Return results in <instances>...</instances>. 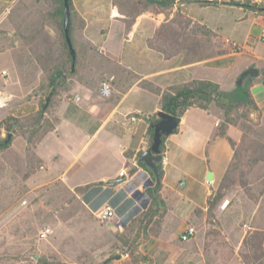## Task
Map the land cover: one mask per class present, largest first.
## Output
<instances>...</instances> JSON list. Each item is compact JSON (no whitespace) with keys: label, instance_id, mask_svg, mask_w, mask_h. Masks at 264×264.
Segmentation results:
<instances>
[{"label":"crops","instance_id":"1","mask_svg":"<svg viewBox=\"0 0 264 264\" xmlns=\"http://www.w3.org/2000/svg\"><path fill=\"white\" fill-rule=\"evenodd\" d=\"M161 1L166 0H71L74 68L54 105V128L33 148L41 186L58 182L73 190L122 176L125 181L111 187L130 197L128 190L139 189L148 177L135 161L151 143L148 127L161 110L164 91L207 80L226 92L240 73L264 66V49L256 48L264 12L251 7L264 6V0ZM27 5L0 0V123L38 111L34 101L27 111L16 107L13 83L1 75H10L9 64H41L36 79H46L45 19L38 7ZM218 62L223 64L214 65ZM102 82L111 85L109 97L100 92ZM250 92L264 113L263 86L253 82ZM222 117L214 105L188 108L175 133L164 139L158 197L165 210L152 217L137 246L150 264H204L199 257L207 204L233 158L229 142L217 132ZM105 223L126 229L116 215ZM186 225L196 235L182 242Z\"/></svg>","mask_w":264,"mask_h":264},{"label":"rangeland","instance_id":"2","mask_svg":"<svg viewBox=\"0 0 264 264\" xmlns=\"http://www.w3.org/2000/svg\"><path fill=\"white\" fill-rule=\"evenodd\" d=\"M22 3L38 7L47 27L45 80L36 79L41 64L7 66L17 94L16 107L27 111L33 101L39 105L40 100L47 99L49 79L62 64H66L67 71L62 74L65 82L57 88V96L67 88L72 63L68 69L62 39L50 15L53 1L22 0ZM256 46L258 51L264 49L260 41ZM235 68H239L237 63ZM251 80L256 79L245 80L249 87L253 83ZM57 96L53 97L44 115L41 131L36 133L32 120L35 114L20 115L18 120L24 127L11 129L8 147L0 150V264H102L116 256L120 259L106 264H150L148 259L143 261L130 251L139 242L143 224L139 230L137 222L122 231L121 226L119 229L106 228V221L90 214L73 190L58 182L40 185L41 169L40 164L34 162L33 148L42 132L56 120L53 111ZM218 112L222 113L219 109ZM232 117L234 124L227 127L226 135L234 145L230 170L233 184L222 191L213 209L206 212V230L199 258L204 264H264V147L262 150L249 147L252 141L259 140L261 130L264 131V113L262 110L249 113L240 108ZM7 134L1 131L0 139H6ZM261 143L264 144V140ZM225 200L229 202L222 208ZM43 226H49L52 234L40 241L37 233ZM119 236L127 240V247L122 248L117 240Z\"/></svg>","mask_w":264,"mask_h":264},{"label":"trees","instance_id":"3","mask_svg":"<svg viewBox=\"0 0 264 264\" xmlns=\"http://www.w3.org/2000/svg\"><path fill=\"white\" fill-rule=\"evenodd\" d=\"M52 1L53 11L50 13V15L54 20V23L56 24V27L62 39L61 45L65 50L64 52L67 58L66 62L69 66L68 69H70L72 59L63 32V0ZM168 2L169 0L161 1V3L164 5ZM232 3L239 4V2H235L233 0ZM68 6L70 11L72 7L71 0H68ZM251 7L255 11L261 12L260 8L264 6L253 4ZM69 37L72 42L70 28ZM221 64L223 63L218 62L214 65L219 66ZM65 65L66 64H62L61 68L55 69L53 75H51L49 79L48 87L50 93L49 96H47L49 100L46 102V97L43 100H40L38 111L32 119L34 122V127L36 128V133L42 130L44 115L48 113L53 97L57 96L58 94L57 91L59 87L65 82V79H62V74L67 71ZM254 81L259 82L264 88V66L259 68V78L256 80H251V82ZM210 105H214L222 112L223 118L218 126L217 132L220 136H223L227 139L232 149L234 147L233 141L226 135V130L228 126L234 124V118L232 117L233 112L239 110L240 108L247 109L249 113L260 112L259 107L257 106L251 95L248 83H245L243 86L235 85L232 90L225 92L222 91L219 85L214 82L207 80H193L181 86L171 88L169 91H164L161 94L160 100L161 111L175 117H181L188 108L207 110L208 106ZM157 121L158 120L155 118V116H153L149 123L148 134L150 136V140L152 139L153 135V125L157 123ZM56 122L57 120H55L54 124H52L49 129L44 130L41 136L52 130ZM23 127L24 125L21 124L18 118H12L9 116L0 123V132L1 129H4L6 133H9L11 129H21ZM248 130H250V128H248ZM259 134V140L252 141V143H250L249 145V147L254 148V150H262L264 147V144L261 143V140H264V131L261 130ZM4 140L5 139H0V150L8 147L9 145V143L5 144ZM29 142L30 137L27 138V144H29ZM163 142L164 139H162V144L160 146L161 150L163 148ZM233 159L234 156L230 165L228 166V169L226 170V173L224 174L221 183L215 191L214 196L208 201V211H211L216 202L220 199L222 191L229 189L233 184V180L231 179L232 177L230 175ZM138 166L147 171V168L143 164H139ZM159 170L161 176V166L159 167ZM131 172H133V170H131ZM73 192L77 197L81 199L82 203L86 205L90 211H96L105 204L110 205L112 208H114L116 216L124 223V225H126V229L133 222L138 223V230L143 224L142 233L145 232L152 217L155 214H158V212H160L161 210H165L163 201L153 197L152 188L150 187L146 188L145 192L146 195L151 198L150 203L146 210L142 211L141 213H139V209L135 205L134 200L128 197V195L123 190L116 191L111 186H107L102 182L76 187L75 189H73ZM117 240L122 248L127 247V240L123 236H119ZM140 240L141 239H139V242ZM139 242H137L136 246L133 247L130 251L139 259L146 261V259L148 258L138 253L137 246ZM125 252H128L127 249Z\"/></svg>","mask_w":264,"mask_h":264},{"label":"water","instance_id":"4","mask_svg":"<svg viewBox=\"0 0 264 264\" xmlns=\"http://www.w3.org/2000/svg\"><path fill=\"white\" fill-rule=\"evenodd\" d=\"M260 11L264 12V7L260 8ZM70 11L68 6V0H63V32L65 41L67 43L69 53L72 59V67L71 71L74 68V51L71 45V40L69 37V28H70ZM245 77L249 79H257L259 77V71L256 68H250L242 72L236 82L237 86H243L245 84ZM49 98L46 99V102ZM156 119L157 123L153 125V135L151 139L150 145H146L143 147L142 151L137 155L135 165L143 164L147 168L148 177L139 187V189L130 188L128 191L130 192V198H132L135 202H137V208L139 210L146 209L149 204L151 198L146 195L144 189L152 188L153 197L159 199L158 190L160 187V164L162 162L163 156L160 149L162 144V139L168 138L170 135L175 133L177 130L180 117H175L169 115L167 113L157 111ZM12 134L8 133L4 143H9L11 140ZM125 181L124 177H118L117 179L105 181V185L113 186L118 185ZM121 224L124 226V223L121 221ZM120 256L113 257L104 261L102 264H106L108 261L118 260Z\"/></svg>","mask_w":264,"mask_h":264},{"label":"built area","instance_id":"5","mask_svg":"<svg viewBox=\"0 0 264 264\" xmlns=\"http://www.w3.org/2000/svg\"><path fill=\"white\" fill-rule=\"evenodd\" d=\"M260 40L262 43H264V29L261 30ZM228 46H230L231 52H237V45L235 43L230 42L229 40L224 41ZM1 75L5 80L8 78V74L6 71H2ZM101 94L104 97H109L111 94V85L108 82H102L101 83ZM73 101H78V98L74 97L72 99ZM136 117H132L131 120L134 121ZM228 200H225L222 204V208H224L228 204ZM95 218H97L100 221H106L108 219H111L115 217V210L110 205L105 204L102 207H100L98 210L93 212ZM52 234V229L49 226H43L40 228V230L37 233V238L40 241H45L49 238V236ZM196 235V230L191 225H186L183 231L181 232L179 239L182 242H187L193 239V237Z\"/></svg>","mask_w":264,"mask_h":264},{"label":"flooded vegetation","instance_id":"6","mask_svg":"<svg viewBox=\"0 0 264 264\" xmlns=\"http://www.w3.org/2000/svg\"><path fill=\"white\" fill-rule=\"evenodd\" d=\"M245 80H247V81H248V77H245Z\"/></svg>","mask_w":264,"mask_h":264}]
</instances>
